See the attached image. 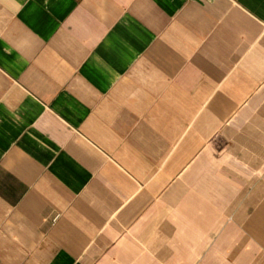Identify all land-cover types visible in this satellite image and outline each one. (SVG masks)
Wrapping results in <instances>:
<instances>
[{"label":"crops","instance_id":"crops-1","mask_svg":"<svg viewBox=\"0 0 264 264\" xmlns=\"http://www.w3.org/2000/svg\"><path fill=\"white\" fill-rule=\"evenodd\" d=\"M0 264H264V0H0Z\"/></svg>","mask_w":264,"mask_h":264}]
</instances>
